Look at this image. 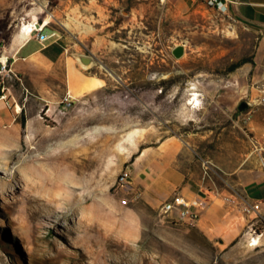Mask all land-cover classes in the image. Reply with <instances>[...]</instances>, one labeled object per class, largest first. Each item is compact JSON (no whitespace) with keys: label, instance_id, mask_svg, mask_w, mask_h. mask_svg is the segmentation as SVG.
<instances>
[{"label":"rangeland","instance_id":"1","mask_svg":"<svg viewBox=\"0 0 264 264\" xmlns=\"http://www.w3.org/2000/svg\"><path fill=\"white\" fill-rule=\"evenodd\" d=\"M43 23L64 42L63 68L14 55L21 27ZM261 39L206 2L0 0V264H264V214L227 243L139 199L135 214L117 187L143 149L179 141L194 178L241 188Z\"/></svg>","mask_w":264,"mask_h":264},{"label":"crops","instance_id":"2","mask_svg":"<svg viewBox=\"0 0 264 264\" xmlns=\"http://www.w3.org/2000/svg\"><path fill=\"white\" fill-rule=\"evenodd\" d=\"M221 1L226 7L225 14L261 33L257 61L264 77V0ZM204 2L205 0H179V5L182 8H190ZM33 41H37L39 46L24 54ZM65 52L60 35L45 44H41L32 35L20 45L14 55L27 61L29 68L35 66L36 69H43L38 63L49 70L55 65L61 68L66 66ZM82 83L84 85L85 80ZM261 93L254 99L255 108L246 125L254 146L252 165L245 166V160L240 170L232 172L240 176L241 188H219L205 183L202 178H194L179 162L184 152L182 143L162 141L156 147L143 149L133 163L132 187L135 195L130 199V203H133L130 206L132 211L138 214L135 207V201L138 199L148 208L159 211L164 202L171 199L175 192H179L190 200H200L203 210L196 226L208 236L221 238L227 243L239 236L252 216L244 213L246 205L260 202L262 211L259 214H264V102L260 103L264 91Z\"/></svg>","mask_w":264,"mask_h":264},{"label":"built area","instance_id":"3","mask_svg":"<svg viewBox=\"0 0 264 264\" xmlns=\"http://www.w3.org/2000/svg\"><path fill=\"white\" fill-rule=\"evenodd\" d=\"M205 2L210 7L217 8L221 11L226 9V7L223 6L224 3L221 0H205ZM40 25L41 26H39V29L35 30L34 32H36V38L41 44H45L53 36L57 35L55 33L52 35L43 34L42 29L45 27V25L44 23ZM262 102H264V97H262L260 100V103ZM253 111L254 109L250 105V109L245 115L247 120L251 119ZM117 187L120 191L127 193L132 191V194L135 195L134 189L132 187V170L130 168H126L120 174ZM121 203L123 205H128V197L123 198ZM202 210L203 207L199 199L190 200L179 192H175L171 199L167 200L160 206L159 213L161 216L167 218V220L196 226L201 219ZM243 211L247 215H256L257 218L258 214L262 211V203L254 202L252 204L246 205ZM255 234L257 235L255 236ZM246 235H249L248 239L250 244L257 245L259 243L260 237L263 234L257 233V229L253 228V225H251V228H249V231L246 233Z\"/></svg>","mask_w":264,"mask_h":264},{"label":"water","instance_id":"4","mask_svg":"<svg viewBox=\"0 0 264 264\" xmlns=\"http://www.w3.org/2000/svg\"><path fill=\"white\" fill-rule=\"evenodd\" d=\"M42 33L43 34H47V35H52L53 33L55 34H58L59 32L57 30H54L53 28H51L50 26H45L43 29H42ZM173 54L177 57V58H180L183 56L184 54V47L183 46H178L176 47L174 50H173ZM82 61L85 63V64H90L92 63V58L91 57H86V56H83L82 57ZM246 107V103H241L240 105V110H244Z\"/></svg>","mask_w":264,"mask_h":264},{"label":"bare ground","instance_id":"5","mask_svg":"<svg viewBox=\"0 0 264 264\" xmlns=\"http://www.w3.org/2000/svg\"><path fill=\"white\" fill-rule=\"evenodd\" d=\"M45 25V24H44ZM40 24H25L21 27L22 33H24L28 38H30L34 33L35 30L39 29ZM81 31V30H80ZM91 64V63H90ZM87 67L90 66L89 64L86 65ZM194 103V102H193Z\"/></svg>","mask_w":264,"mask_h":264}]
</instances>
